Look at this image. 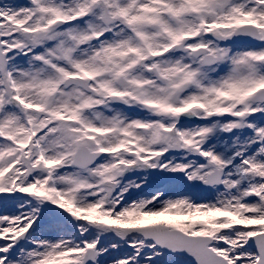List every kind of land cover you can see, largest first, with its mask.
Segmentation results:
<instances>
[{"label":"snow or ice","instance_id":"snow-or-ice-1","mask_svg":"<svg viewBox=\"0 0 264 264\" xmlns=\"http://www.w3.org/2000/svg\"><path fill=\"white\" fill-rule=\"evenodd\" d=\"M0 264H264V0H0Z\"/></svg>","mask_w":264,"mask_h":264}]
</instances>
